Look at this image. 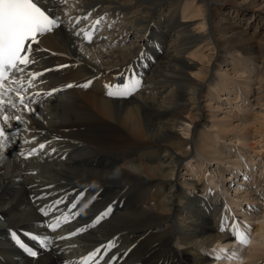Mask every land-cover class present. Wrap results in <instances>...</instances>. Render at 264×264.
<instances>
[{"label": "bare ground", "instance_id": "6f19581e", "mask_svg": "<svg viewBox=\"0 0 264 264\" xmlns=\"http://www.w3.org/2000/svg\"><path fill=\"white\" fill-rule=\"evenodd\" d=\"M183 1L43 0L62 23L33 46L31 70L48 72L30 103L32 111L22 105L20 111L8 109L10 142L0 148V264H76L97 249L100 255L92 264H212L216 259L264 264V215L250 218L255 209L258 213L257 204L245 202L250 212L232 194L221 193L224 185L230 192L241 174H250L239 182L242 186L254 177L253 168L240 171L245 162L229 156L234 147L240 145L238 153L248 155L250 164L264 161V0H192L195 6L181 11ZM97 20L91 42L74 34ZM238 54L259 66L256 77L249 70L252 84L245 80L238 87L246 89L244 102L260 111L245 115L243 125L234 124L237 114L228 123L218 121L215 112L209 120L213 90L229 88L218 84L215 74L224 78L225 57L237 62ZM128 68L140 80L137 90L109 96L108 86L118 85ZM243 73L241 68L235 74ZM89 81L87 88L81 86ZM9 96L16 103L14 92ZM236 98L229 96L234 103ZM213 134L229 144L217 149ZM43 142H48L44 151L26 156ZM194 149L206 157L198 158L199 164ZM215 164L230 170L221 174L217 191L207 183L214 182ZM183 167L195 175L190 183L180 181ZM261 174L237 196L259 199ZM241 206L244 220L236 216ZM58 212L69 215L61 228L65 236L43 225ZM236 220L251 242L243 257L231 261L238 256L233 249L216 247L231 245L229 230ZM11 232L26 242L31 240L27 234L37 233L47 245L33 243L38 257H21ZM110 242L115 247L107 248Z\"/></svg>", "mask_w": 264, "mask_h": 264}, {"label": "snow or ice", "instance_id": "6c2138e0", "mask_svg": "<svg viewBox=\"0 0 264 264\" xmlns=\"http://www.w3.org/2000/svg\"><path fill=\"white\" fill-rule=\"evenodd\" d=\"M62 21L60 17L55 13H49L47 8L43 6V0H0V148H3L10 142L12 126L10 124V115L8 109H15L20 111V105L23 106V111H32L30 108V101L26 103L27 97L21 93L26 91L22 81L15 78L9 79L13 73H23L25 68L35 62V58L31 57L32 44L39 43L38 37H42L45 34L51 33L61 26ZM79 23V20H77ZM100 23L97 20L92 25V30L80 29L74 34L77 37L88 40L89 42L93 39V32L95 26ZM27 44V47H26ZM23 65L24 67H21ZM43 73H31L30 79L28 80V86L31 87L33 81L37 76ZM4 81H8L9 85H19L16 88L11 86L4 87ZM91 81L81 85L87 88ZM140 85V80L135 77L130 78L129 82L123 87L109 85V96H128L132 92L137 90ZM72 85H68L71 87ZM9 92H15L18 98V104L12 101V97L8 95ZM52 93H47L51 95ZM11 119L19 122L20 116H12ZM7 129V131H6ZM39 148L42 150L45 148L44 144H40ZM36 154L34 149L29 155ZM21 155H24L21 153ZM111 209L105 211L99 219L105 218ZM47 215V213H45ZM99 219L97 223H99ZM60 221L57 220L55 223L47 225L53 231L59 226ZM222 231L224 228L222 227ZM80 231H83L81 229ZM11 235L15 243L22 249H24L30 256L36 257L38 252L27 246L21 239V236L16 232H11ZM30 239L36 241V243L44 247L47 245V240L40 238L38 235L27 234ZM233 235L242 244L248 245L251 241L250 238L242 231L239 230V225H233ZM107 248L115 247L114 242H110ZM100 255V250L97 249L94 253L84 258V264H88L94 256ZM217 258H221L219 255Z\"/></svg>", "mask_w": 264, "mask_h": 264}, {"label": "rangeland", "instance_id": "374dc122", "mask_svg": "<svg viewBox=\"0 0 264 264\" xmlns=\"http://www.w3.org/2000/svg\"><path fill=\"white\" fill-rule=\"evenodd\" d=\"M187 0H185V2H186ZM184 1H183V5H182V7H181V11H183V10H191L192 8H193V6H195V2L196 1H193L192 2V0H188V4H189V7L186 9V7H184V3H185ZM184 8V9H183ZM182 19V18H181ZM182 20H184V19H182ZM198 21H200V19H198V20H190L189 22H191V23H195L196 24V22H198ZM245 24H247L246 22H245ZM244 26H246V25H244ZM204 50L205 49H202V51L204 52ZM197 55H198V53H197ZM238 58L236 59V60H238L237 62L235 61H233L234 59L231 57H229V56H227V57H225V60H227V63H225L226 65L225 66H221L220 68H221V71L220 72H224L225 71V73L227 74L226 76H224V78H221L220 76H218V74H215V78H220L219 80H217L218 81V84H221V85H224V84H228L229 83V88H227V89H223L222 87V89L224 90H222L221 92H217V91H214L213 90V95L211 96V97H209V101L207 102V104L209 105V103L211 102L212 104H210L211 106L209 107L210 108V110L208 109V112H207V114H208V118L207 119H209L210 120V117L213 115V114H215L216 113V115H217V118L219 119H217L218 121H220V119H221V122H223V123H226V121H227V123L228 122H230V120H232L231 118H230V116H232V114H237V116H235V118H234V124H241V125H243L244 124V120L246 119V116H247V118L249 117V115H252L253 113H255V112H257L259 109H258V106H254V107H250V105H248V101L247 102H244V100H245V96H244V90H246L245 88H242V89H239V87L238 86H241L242 85V83H244L245 82V80H248L247 78H248V74H249V70H252V74H250V76H253V77H256V75H255V72H256V68H258L259 66H258V64H255V65H251V63L249 62V61H247V57L245 56V55H242V54H238ZM194 59H196V61H198V59L197 58H195V57H193ZM245 62H247V65H244V63ZM198 63H199V65H201V61L199 62L198 61ZM200 67V66H199ZM229 67V68H228ZM228 68V70L226 71V69ZM241 68H243L244 69V71H245V73H243V76L242 77H238V75L237 74H235L238 70H241ZM239 72H241V71H239ZM227 81V82H226ZM249 81V80H248ZM250 82V81H249ZM253 82V81H252ZM251 83V82H250ZM252 84V83H251ZM256 87H258V86H255L254 85V90L256 91ZM210 90H212V89H210ZM209 90V91H210ZM241 91V92H240ZM237 94H239V95H237ZM229 96L230 97H237V96H239V98H236V103H234V102H232L231 100H229ZM226 97V98H225ZM207 98V97H206ZM252 100H254V99H252ZM219 105V106H218ZM215 106V107H214ZM217 106H218V109H216L217 108ZM249 106V107H248ZM219 107H222V108H219ZM215 108V109H214ZM246 110V111H245ZM248 110H250L251 112L249 113V111ZM234 111H236L237 113H234ZM255 111V112H254ZM260 111V110H259ZM215 112V113H214ZM211 115V116H210ZM246 115V116H245ZM230 118V119H229ZM236 119V120H235ZM228 125V124H227ZM234 133V132H233ZM236 134V133H235ZM237 134H239V133H237ZM207 136V135H206ZM213 139H214V142H215V146H217V149H220V150H222L223 149V147L225 146V145H228L229 144V142L228 141H223V140H220V137H218V136H214V134H213ZM235 139V138H234ZM217 141V142H216ZM232 144V143H231ZM240 146V145H239ZM239 146H237L238 148H236V147H234L232 150V152H231V154L229 155V156H231V158H234V159H236V163H239V162H241V163H244L245 162V164L243 165V168H241L240 169V171H242V170H244V168H246L247 166H250L251 168H253L254 169V177L252 178V177H250V180L248 181V182H250V184H253V185H255V180L257 179V177L258 176H260V174L262 173V174H264L260 169V165L262 166V164L260 163V161H262V163L264 162L263 161V159H261V158H257L256 159V161H253V163H251L250 164V160L248 159V155H246V156H243V154L242 153H238V151H239ZM242 151V150H241ZM193 158L196 160V163L197 164H199V163H201V160H198V158L200 159V158H202V160H205V155H203V154H201L200 152H198V150L196 151L195 149L193 150ZM200 154V155H199ZM253 155V154H252ZM254 157V156H253ZM230 158V157H229ZM233 159V160H234ZM231 161H233L232 159H230ZM258 160V161H257ZM200 161V162H199ZM238 161V162H237ZM199 162V163H198ZM247 164V165H246ZM230 165V163L228 164H223V166H225L226 168L228 167ZM236 168V167H235ZM215 169V170H214ZM212 170H213V172H214V174H215V178H214V182H211V183H209V181L207 182L208 184H209V186L212 188V185H213V189H217V187H215V185L217 184V185H220V184H222V182H220V181H222L221 179H222V176H221V174L223 173H225V176L227 175V174H229L230 173V170H226V171H222L221 170V167L219 166V165H214V167L212 168ZM189 170H188V168L186 169V167H185V169H184V167L181 169V171H180V174H181V178H180V181L182 182V183H184V184H186V183H190L191 181L189 180V176H191V178L192 177H194L195 175H189V173L190 172H188ZM243 172H245V171H243ZM261 172V173H260ZM258 173V174H257ZM186 174V175H185ZM239 174H241V173H239ZM261 174V175H262ZM245 176H246V174H245ZM247 176L249 177L250 176V174H247ZM218 178H219V182L218 183H216L217 182V180H218ZM244 177H243V175L241 174V175H239L237 178H236V180L233 182V184L231 185V186H233L232 187V189H230V192H228L227 191V189L228 188H230V187H227V186H221L222 187V191H223V193L225 194V196H231V194H232V200H235L236 199V201H242L243 203L242 204H244L245 202L248 204H257V207H258V209H257V211H258V215L255 213L254 214V212L256 211V209L254 210V212H253V217H255V219L256 218H258V216L259 215H264V193H263V195L262 196H260L259 197V199H257L256 201H254V200H251V201H248V200H243V198H241V197H238L237 195L238 194H240L239 196H243V195H245V193H246V191L248 190L247 189V186H242V185H239L240 183L239 182H241L242 181V179H243ZM248 179V178H247ZM254 180V181H253ZM190 181V182H189ZM253 181V182H252ZM238 182V183H237ZM252 182V183H251ZM215 183V184H214ZM250 184H248V186L250 185ZM262 185L261 186H259V187H257V192L258 191H260L261 189L260 188H264V182H262L261 183ZM242 186V187H241ZM251 186V185H250ZM220 187V186H219ZM244 187V188H243ZM224 189V190H223ZM250 189V188H249ZM256 192V193H257ZM235 193V194H234ZM243 193V194H242ZM256 196V195H255ZM255 196H252V198H255ZM239 198V199H238ZM241 198V199H240ZM231 199H229V200H231ZM256 202H258V203H256ZM263 202V203H262ZM226 203H228V202H226ZM239 204V203H238ZM246 205V204H245ZM245 205H244V208H245ZM249 206V205H248ZM247 206V210H249L250 212L252 211V206H249L248 207ZM241 208H242V206H241ZM255 208V207H254ZM246 209V208H245ZM245 209H244V211H245ZM242 214V213H241ZM241 214H239V215H241ZM257 215V216H256ZM251 216V215H250ZM251 218V217H250ZM253 220V219H252ZM253 222H255V221H253ZM254 241V240H253ZM253 243V242H252ZM254 243H257V241H254ZM253 243V244H254Z\"/></svg>", "mask_w": 264, "mask_h": 264}]
</instances>
